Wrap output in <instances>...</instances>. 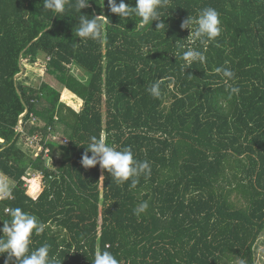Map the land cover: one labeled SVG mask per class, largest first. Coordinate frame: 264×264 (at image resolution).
<instances>
[{
  "label": "trees",
  "instance_id": "1",
  "mask_svg": "<svg viewBox=\"0 0 264 264\" xmlns=\"http://www.w3.org/2000/svg\"><path fill=\"white\" fill-rule=\"evenodd\" d=\"M205 7L218 11L222 32L201 44L181 24ZM160 11L161 21L136 29L138 16L122 20L108 0H91L81 14L105 16L102 39L81 42L76 0L60 15L43 0H0V174L11 191L0 198V228L13 208L35 215L45 231L30 250L47 244L57 264H94L105 249L119 264H256L264 234V0H169ZM188 47L204 61L189 67ZM36 64L57 85L33 83L27 66ZM154 83L158 97L148 92ZM64 90L82 100L80 110ZM36 134L44 147L34 157L26 145ZM91 136L130 148L150 174L131 188L99 165L83 167Z\"/></svg>",
  "mask_w": 264,
  "mask_h": 264
},
{
  "label": "clouds",
  "instance_id": "2",
  "mask_svg": "<svg viewBox=\"0 0 264 264\" xmlns=\"http://www.w3.org/2000/svg\"><path fill=\"white\" fill-rule=\"evenodd\" d=\"M169 0H135V6H129L124 0H108L110 11L118 14L122 20L138 16L139 23L136 22V29H142L150 22L161 21V9L168 5ZM68 0H43L44 8L51 10L55 15H60L65 11V5ZM91 0H76V7L80 12L79 24L75 28V35L82 41L102 39L103 20L101 16H88L81 14V10L90 6ZM54 15V16H55ZM89 17H92L89 19ZM165 23L157 24V29L163 27ZM195 24V29H193ZM182 29H191L190 36L193 40H198L201 44L213 41L221 35L222 21L218 11L213 7L203 8L198 17L193 20L191 16L185 19L181 24ZM183 60L191 67L194 62H203L205 57L202 52L188 47L182 55ZM188 67V68H189ZM187 68V69H188ZM221 69L217 68V72ZM223 76L234 78L235 73L228 69H223ZM159 83H154L148 88V92L153 97L160 94ZM239 88L232 87L230 94H238ZM91 153V156L88 153ZM81 163L85 168H93L97 165L102 170H107L117 184H124L131 181L130 187L135 188L138 178L141 175L150 174L151 169L148 161H139L134 157L130 148L118 150L109 146L104 137L91 136L86 146V152L82 156ZM103 178V177H101ZM11 195L7 183L0 184V198ZM148 208L147 202L139 204L134 209V214L139 216ZM10 221L3 222L0 228L3 236L0 237V256L7 254L8 259L5 264L15 258L16 264H57L55 257L49 255V246L44 244L34 250H30L32 237L39 236L45 231V224L38 220L35 215H30L21 208H13L10 212ZM6 234V239H5ZM94 264H119L116 257L107 249L96 251L94 255Z\"/></svg>",
  "mask_w": 264,
  "mask_h": 264
},
{
  "label": "rangeland",
  "instance_id": "3",
  "mask_svg": "<svg viewBox=\"0 0 264 264\" xmlns=\"http://www.w3.org/2000/svg\"><path fill=\"white\" fill-rule=\"evenodd\" d=\"M28 70L30 71L31 74H33V80L32 82L35 83L36 85L41 84L43 81H50L52 82V84L57 85V81L52 77L49 76L46 73V68L44 66H42V64L40 66H38V64L31 66L28 65L27 66ZM74 72L77 75L82 76L84 74V71L82 68L76 67L74 69ZM59 87V85H58ZM63 99H65L68 103H70L72 106L75 107V109L80 110L82 107V100L81 99H76V96L70 92L69 90H64L63 91ZM28 112V111H27ZM25 112V113H27ZM24 113V114H25ZM57 139H61L62 141L65 139L66 137H63L61 135H56ZM27 148L31 149V154L34 155V157H36L38 155V153H40L42 151V148L44 147L42 142L40 141L39 143L32 145V147L30 145H26ZM49 149H47L45 151V156H47L49 154ZM38 172H34L32 170H29L28 176L33 177L34 175H37ZM6 177L3 174H0V184L2 183H7L6 181ZM255 257H256V264H264V234L262 235V237L258 240V242L256 243V247H255Z\"/></svg>",
  "mask_w": 264,
  "mask_h": 264
},
{
  "label": "built area",
  "instance_id": "4",
  "mask_svg": "<svg viewBox=\"0 0 264 264\" xmlns=\"http://www.w3.org/2000/svg\"><path fill=\"white\" fill-rule=\"evenodd\" d=\"M20 123H22V120H20ZM40 138H41L40 135L36 134L30 137L28 140L31 145H35L40 142Z\"/></svg>",
  "mask_w": 264,
  "mask_h": 264
},
{
  "label": "water",
  "instance_id": "5",
  "mask_svg": "<svg viewBox=\"0 0 264 264\" xmlns=\"http://www.w3.org/2000/svg\"><path fill=\"white\" fill-rule=\"evenodd\" d=\"M27 112V111H26Z\"/></svg>",
  "mask_w": 264,
  "mask_h": 264
}]
</instances>
